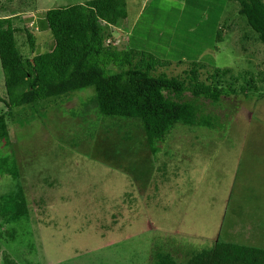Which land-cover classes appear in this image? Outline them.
<instances>
[{"label":"rangeland","instance_id":"obj_1","mask_svg":"<svg viewBox=\"0 0 264 264\" xmlns=\"http://www.w3.org/2000/svg\"><path fill=\"white\" fill-rule=\"evenodd\" d=\"M86 1L0 0V17L17 16L14 23L35 37V55L53 43L39 25L45 11ZM126 2L128 25L113 28L115 46L154 54L168 76H184L193 62L253 75L262 95L209 107L219 116L214 129L176 125L156 163L138 143L139 130L131 141L115 130L85 137L94 112L87 123L72 115L85 112L91 88L12 109L0 157L16 159L30 200L43 199L40 209L33 203L38 247L25 252V264H148L155 245L177 262L216 242L264 249V54L256 33L227 0ZM15 38L28 52L26 35ZM12 189L11 176L0 175V195ZM24 248L6 250L14 259Z\"/></svg>","mask_w":264,"mask_h":264},{"label":"trees","instance_id":"obj_2","mask_svg":"<svg viewBox=\"0 0 264 264\" xmlns=\"http://www.w3.org/2000/svg\"><path fill=\"white\" fill-rule=\"evenodd\" d=\"M227 2L237 4V13L256 33L264 54V0ZM126 6V0H88L45 11L39 25L49 30L53 43L49 51H36L35 55V37L14 23L17 16L0 17V66L5 87V97H0L5 107L0 112V143L8 140L12 109L91 88L93 96L84 106L85 112L72 115L87 123L88 115L94 112L95 118H90L95 125L87 124L85 137L93 138L97 130H115L123 141H131L133 129L139 130L143 142L138 143L156 163L158 147L176 125L214 129L219 116L209 107L219 108L223 98L239 94L245 98L262 95L253 75H234L229 68L213 69L193 62L184 76H168L159 72L168 66L166 61L154 54L118 48L113 44V28H119L123 21L128 25ZM19 33L26 35L29 50L25 54L17 46L15 36ZM217 39L222 40L221 32ZM204 68L211 70L201 78ZM259 81H264V76ZM74 136L78 142L80 137ZM8 157H0V175L11 176L14 189L0 195V259L2 264H25V252L32 253L38 247L33 203L40 209L43 199L30 200L16 159L11 165ZM20 243L25 244L24 251L13 259L6 249ZM186 257L185 262H177L170 252L155 245L148 264H264V249L216 242Z\"/></svg>","mask_w":264,"mask_h":264}]
</instances>
